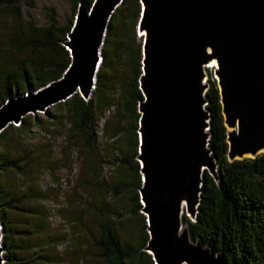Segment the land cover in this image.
<instances>
[{"label": "trees", "instance_id": "obj_1", "mask_svg": "<svg viewBox=\"0 0 264 264\" xmlns=\"http://www.w3.org/2000/svg\"><path fill=\"white\" fill-rule=\"evenodd\" d=\"M66 1L75 12L82 0ZM83 1L91 5L93 0ZM26 2L32 5V1ZM24 5L22 0H0V105L10 96L36 91L60 78L71 62L64 42L72 24L57 26L53 17L50 25H37L25 14ZM141 11V0L122 1L110 18L90 95L75 93L53 105L55 113L47 112L52 121H61L63 116L67 119L63 148L73 147L77 158L82 157L79 184L88 190L90 199L78 198V207H66L63 219L73 229L70 240L76 251L83 254L82 258L91 256L89 264H155L146 251L149 233L142 213V174L137 159L143 44H137L135 29ZM207 81L208 146L216 160V176L203 171L195 218L182 217V223L192 241L200 240L215 254L220 253L227 264H264V152L254 158L228 159L219 87L212 76ZM59 111L61 117L56 114ZM29 116L0 133L3 257L5 264H33L37 259V264H61L56 248L66 241L65 234L48 232L45 208L27 204L45 195L35 187L17 195L6 186V174L21 173L22 164H28L27 155H12L7 134L29 131ZM33 124L41 123L35 118ZM109 127L116 139L107 148L100 146L99 140ZM117 200L127 212L131 233L113 212ZM86 212L92 215V228L88 227ZM35 233L40 235L42 250L37 259L25 254L27 242Z\"/></svg>", "mask_w": 264, "mask_h": 264}, {"label": "water", "instance_id": "obj_2", "mask_svg": "<svg viewBox=\"0 0 264 264\" xmlns=\"http://www.w3.org/2000/svg\"><path fill=\"white\" fill-rule=\"evenodd\" d=\"M122 1L80 2L64 42L71 56L68 68L46 86L0 105V133L75 93L90 95L110 18ZM141 3L139 28L145 34L137 159L149 233L146 251L155 264H227L220 253L190 239L181 205L185 202L195 218L203 171L216 176L205 97V67L212 59L224 124L236 127L227 131L229 160L264 152L259 153L264 147V0ZM2 235L0 223V264H5Z\"/></svg>", "mask_w": 264, "mask_h": 264}, {"label": "rangeland", "instance_id": "obj_3", "mask_svg": "<svg viewBox=\"0 0 264 264\" xmlns=\"http://www.w3.org/2000/svg\"><path fill=\"white\" fill-rule=\"evenodd\" d=\"M22 1L26 5L23 6L25 14L37 25L41 26L50 25L53 17L57 21V26L73 25L78 11L77 8L74 12L66 0H28L29 3L32 1L31 6H28L26 2L27 0ZM139 21L140 20L138 19L135 29L137 44H139V42L143 43V32L139 28ZM210 76L215 78V69L207 68L206 66V82H208L207 79L210 78ZM49 111L55 113L54 107L51 106ZM111 112L112 110L105 112L104 118L102 117L99 127H101L103 120L105 117L109 116ZM61 113L62 112L60 111L56 112L58 117L62 116ZM26 116H29V118L31 117L29 131H26L25 133H8L7 136L8 145L12 151V155L22 157L27 155L28 164H22L21 173H7L5 177L6 186L17 195L21 193L23 194L25 190H28L31 187L40 190L45 195L44 199H30L27 204L33 205L37 203V205H42L45 208L48 214V232L65 234L66 241L58 245L56 248L62 257L61 264H89L90 261H92L91 256L86 255L82 258L83 254L76 251L77 247L72 245L70 240L72 236L69 231L73 229L63 219L66 207L68 209L69 207H78V203H80L78 198L86 200L90 199L88 190L81 187L79 184L80 178L83 175L82 157L77 158V152L73 147L70 150L69 148H63L67 119L63 116V119H60L61 121H52L51 116L43 112L28 114ZM35 118L40 121V126L33 124ZM113 124L116 125V122L113 121ZM15 125H18V123ZM228 128L234 127H227V129ZM232 130H229L228 132ZM113 132L114 130L109 127L105 134H101L99 140V143L101 144L100 146L106 145L107 148H109L110 145H112V141L116 139V137H112ZM39 155H43L44 157L40 159H38L39 157L32 158ZM228 159L231 158L228 157ZM113 203L115 202L113 201ZM113 206V212L115 213L117 220L122 222V225H124L128 233L133 232V227L127 218V212L122 205V201L117 200V204L115 203ZM85 216L88 220V227L92 228L93 223L91 213L86 212ZM182 217L194 220V215L187 212V209L182 213ZM183 226L186 228L185 224H183ZM29 239L30 240L27 242L28 248L25 251V254L29 255V258L35 257V259H37V254L42 253V250L40 249V235L35 233ZM82 249L86 250V248ZM83 253L86 254L87 252ZM37 263L38 259L37 262L33 264Z\"/></svg>", "mask_w": 264, "mask_h": 264}, {"label": "bare ground", "instance_id": "obj_4", "mask_svg": "<svg viewBox=\"0 0 264 264\" xmlns=\"http://www.w3.org/2000/svg\"><path fill=\"white\" fill-rule=\"evenodd\" d=\"M144 34H145V33L143 32L142 36H143ZM206 66H207V68H213V69H215V68H216V61H215V59H212V60H211ZM232 129H235V128H228L227 131L232 130ZM261 151H264V147L259 151V153H260ZM257 154H258V153H257ZM253 155H256V154H253ZM244 156H252V154H250V153H246V154H244ZM181 209H182V213H184L185 209H187L185 202H182ZM187 212H188V211H187ZM183 228H184V226H183ZM183 228H182V229H183Z\"/></svg>", "mask_w": 264, "mask_h": 264}]
</instances>
